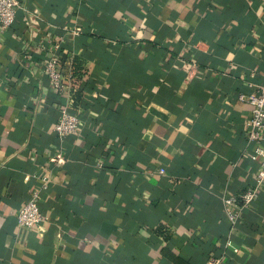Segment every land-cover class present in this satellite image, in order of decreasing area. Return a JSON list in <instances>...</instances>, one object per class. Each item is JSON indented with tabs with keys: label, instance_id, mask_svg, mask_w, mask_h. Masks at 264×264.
Here are the masks:
<instances>
[{
	"label": "crops",
	"instance_id": "0c3cea01",
	"mask_svg": "<svg viewBox=\"0 0 264 264\" xmlns=\"http://www.w3.org/2000/svg\"><path fill=\"white\" fill-rule=\"evenodd\" d=\"M18 1L0 30V264H264V184L233 228L223 210L257 168L238 95L264 82V0ZM65 101L79 132L60 139ZM42 176L43 220L20 228Z\"/></svg>",
	"mask_w": 264,
	"mask_h": 264
},
{
	"label": "built area",
	"instance_id": "2783aa9c",
	"mask_svg": "<svg viewBox=\"0 0 264 264\" xmlns=\"http://www.w3.org/2000/svg\"><path fill=\"white\" fill-rule=\"evenodd\" d=\"M18 0H0V30L8 29L15 20L16 9L19 7ZM81 27H75L71 33L78 36ZM43 72L49 80L53 92L68 98V84L64 81L59 59L54 53H50L43 63ZM252 86V84H249ZM238 100L251 106L250 116L245 122L246 140L250 145V155L257 160V168L253 182L237 194L227 195L223 198V210L230 228H233L240 218L241 211L250 207L257 199L259 190L264 184V82L254 87L251 93H240ZM57 119L53 125V131L60 139L79 132V119L69 110L67 101L57 108ZM51 161L62 162L59 154H55ZM163 172V169L159 170ZM49 177L42 176L36 189L31 192L29 199L17 212V224L20 228H33L42 220L39 209L40 193L47 189ZM233 253L239 248L232 241L227 240L224 244ZM220 257H209L206 264H219Z\"/></svg>",
	"mask_w": 264,
	"mask_h": 264
}]
</instances>
